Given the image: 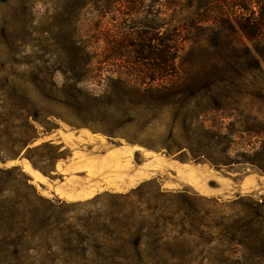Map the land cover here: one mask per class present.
<instances>
[{
  "label": "rangeland",
  "instance_id": "374dc122",
  "mask_svg": "<svg viewBox=\"0 0 264 264\" xmlns=\"http://www.w3.org/2000/svg\"><path fill=\"white\" fill-rule=\"evenodd\" d=\"M201 1L0 0V264H264V39ZM152 19L187 39L164 88L118 59Z\"/></svg>",
  "mask_w": 264,
  "mask_h": 264
},
{
  "label": "trees",
  "instance_id": "16d2710c",
  "mask_svg": "<svg viewBox=\"0 0 264 264\" xmlns=\"http://www.w3.org/2000/svg\"><path fill=\"white\" fill-rule=\"evenodd\" d=\"M71 1V0H70ZM78 1V0H77ZM84 10L90 7L99 10L100 5L107 9V13L115 11L118 7L124 6L129 9L130 14H141L142 9L146 8L147 0H81ZM185 0H165V6L171 10L177 8ZM193 1V0H189ZM208 5H216L220 10V16L217 22L218 33L231 31L235 35V39L240 40L239 35H245L249 40L257 38L259 42L264 39V0H202ZM201 1V2H202ZM248 4H256L259 6V14L253 12L251 17L245 19H231V14L228 11L232 8L239 7L243 9ZM253 18V19H252ZM255 21V23H254ZM155 20H149V23H138L130 27V31L124 35L128 36L131 42L126 45L125 50H129L126 56L121 53L119 60L131 58L128 63L133 68L134 75H142L146 80L162 83L161 86L167 87L170 83L176 81L178 77V70L176 66V59L183 49L186 38L183 35H178V28L168 26L164 32L161 33L159 29L165 25L157 24ZM190 23L194 25L193 21H186L185 24ZM76 23H74L75 26ZM73 24H71L72 27ZM145 29V30H144ZM137 30V33H136ZM140 30V31H138ZM134 35V36H133ZM225 35V34H224ZM224 42V41H223ZM87 47V46H86ZM84 48V50L86 49ZM88 48V47H87ZM88 52V49L85 50ZM88 54V53H87ZM91 61L87 62L90 66ZM128 82V81H127ZM130 83V82H128ZM153 88H148L151 90ZM219 166V164H216ZM34 166L35 163H34ZM260 205V204H259Z\"/></svg>",
  "mask_w": 264,
  "mask_h": 264
},
{
  "label": "crops",
  "instance_id": "0c3cea01",
  "mask_svg": "<svg viewBox=\"0 0 264 264\" xmlns=\"http://www.w3.org/2000/svg\"><path fill=\"white\" fill-rule=\"evenodd\" d=\"M133 152L134 151L127 148L113 149L109 151L106 157H104V160L110 161L114 164L112 168H114L116 171L118 170V176L122 177L123 175H126L127 177H131L137 172H140L134 168L131 158ZM34 172V178H36V180H38L39 182H44V180L46 179L45 176H43L38 171L34 170ZM253 182L254 178L252 176L246 178V183L248 185H251Z\"/></svg>",
  "mask_w": 264,
  "mask_h": 264
}]
</instances>
